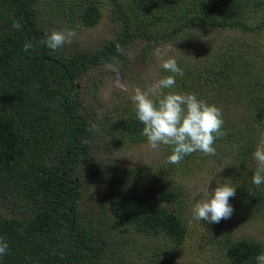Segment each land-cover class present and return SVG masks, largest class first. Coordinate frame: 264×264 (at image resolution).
Wrapping results in <instances>:
<instances>
[{"label":"trees","instance_id":"1","mask_svg":"<svg viewBox=\"0 0 264 264\" xmlns=\"http://www.w3.org/2000/svg\"><path fill=\"white\" fill-rule=\"evenodd\" d=\"M38 2L0 0L4 24L0 28V197L9 206V214L0 212V237L9 244L0 264H109L104 260L102 236L80 218L81 189L73 168L89 151L93 138L91 124L77 106V76L115 58L126 60L123 49L137 37L151 43L204 26L237 28L251 35L252 41L240 36L216 48L208 45L205 53L210 59L202 66H182L184 73L194 74L181 84L186 93L189 87L215 85L220 98L240 95L245 101L236 117L240 119L224 123L226 135L214 144L217 149L233 143L232 152L243 163L253 143L248 133L247 139L242 133L245 125L250 138L264 128V80L256 82L258 63L249 54L253 45L261 47L264 56V0H129L128 4L111 0V19L120 23L118 36L100 50L69 57L40 43L47 32L37 20L39 8L45 9L38 8ZM46 7L60 18L85 25L100 17L99 8L83 0H47ZM17 21L19 29L13 27ZM164 24L172 26L158 33L157 26ZM27 42L33 47L25 51ZM123 127L130 139L137 140L144 125L133 114ZM87 165L93 177H101L97 161L89 159ZM124 172L132 174V189L117 190L107 204L109 215L119 221V238L133 231L153 235L163 244H181L187 226L180 213L151 209L141 180L145 182L147 174L142 169ZM251 179L236 186L229 201L234 211L264 210V191ZM176 198L173 191L157 192L161 202ZM219 245L228 264H256V256L264 252V244L254 238L222 236ZM172 260L173 255L167 254L158 264Z\"/></svg>","mask_w":264,"mask_h":264},{"label":"rangeland","instance_id":"2","mask_svg":"<svg viewBox=\"0 0 264 264\" xmlns=\"http://www.w3.org/2000/svg\"><path fill=\"white\" fill-rule=\"evenodd\" d=\"M83 1L99 8L100 17L94 24L85 25L73 18H60L55 11L46 10L49 9L46 7L47 0H39L37 4L38 8L45 7L43 10L39 8L37 20L47 33L65 28L76 32L71 44L58 49L63 57L100 50L121 31L120 23L111 19V0ZM125 1L128 4L129 0ZM145 13L147 11L140 16ZM3 25L0 18V28ZM171 26H157L156 31L161 33ZM240 36L249 41L254 38L237 28L209 26L187 28L176 36L151 43L143 37H137L123 49L126 60L115 58L112 62L90 68L77 76V106L81 115L91 124L93 138L91 148L75 162L73 168L74 177L81 189L79 212L83 222L102 236L104 260L107 263L158 264L163 257L171 254L173 260L168 264H228L219 245L222 236L254 238L264 244L262 209L234 211L230 218L223 219L220 223L196 220L192 213L195 204L206 198L207 188L209 192H213L218 186L217 181L236 187L244 178L250 180L253 177L258 167L253 153L260 146L264 128L256 129L250 138V128L245 125L242 133L245 139L248 133V139L253 140V143L247 155H244L243 163L233 154L235 145L230 143L217 148L215 156L197 151L185 156L179 164H171L168 162L172 153L171 146L161 145L156 151L150 148L143 134L139 139L132 140L123 131L126 118L136 114L132 101L136 88L148 89L159 79L171 74L161 67L162 61L156 55L158 48L170 47V55L176 58L182 69L184 65L202 66V63L209 60L210 57L205 53L208 45L216 48L230 44ZM260 48L251 45L249 49V54L258 63L257 83H263L264 80V56L261 57L263 50ZM240 52L243 53L241 49ZM187 75L194 76L183 72L182 77L176 76L173 88L163 91L186 93V86L181 84L185 83ZM215 88V85L194 86L188 88V93H194L209 104L222 107L224 123L239 120L236 117L242 113L245 101L240 95L222 99L216 94ZM211 97L214 101H211ZM89 159L101 165L100 178L92 176L87 165ZM124 169H142L147 174L145 182L141 180L144 197L150 208L175 209L180 213L187 226L181 244H163L162 239L153 235L133 231L125 234V238H119V221L109 215L107 204L117 190L133 187L132 174L125 173ZM257 188L264 191V183ZM160 189L175 192L177 198L173 202H161L157 199ZM8 208L4 198L0 197V212L9 214Z\"/></svg>","mask_w":264,"mask_h":264},{"label":"clouds","instance_id":"3","mask_svg":"<svg viewBox=\"0 0 264 264\" xmlns=\"http://www.w3.org/2000/svg\"><path fill=\"white\" fill-rule=\"evenodd\" d=\"M13 27L19 29L21 25L17 21ZM75 37L76 32L72 29L53 30L46 33L40 43L56 51L65 44H71ZM32 47V42H27L24 50L28 51ZM170 52L171 48L165 46L158 48L156 55L162 61L161 67L171 74L159 79L148 89L136 88L132 96L136 117L144 125L142 134L153 150L158 151L161 145L172 147V153L168 157L171 164H179L185 156L197 151L215 156L214 144L217 138L226 135L222 131L223 109L198 98L194 93H164V89L175 86L176 76H183V70ZM253 157L258 167L253 174L252 183L259 187L264 183V134ZM217 183L213 192H209L207 188L206 198L195 204L192 209L194 219L220 223L233 215L234 207L229 201L235 196L236 187L227 182ZM8 251V242L0 237V257L8 254ZM255 260L256 264H264V252L258 254Z\"/></svg>","mask_w":264,"mask_h":264}]
</instances>
